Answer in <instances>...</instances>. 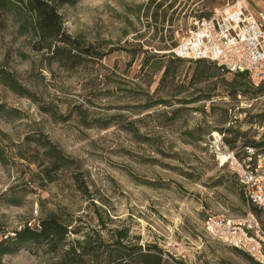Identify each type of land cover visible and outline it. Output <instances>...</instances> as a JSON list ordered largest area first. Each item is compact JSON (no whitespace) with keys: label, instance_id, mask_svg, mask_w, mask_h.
Listing matches in <instances>:
<instances>
[{"label":"rangeland","instance_id":"rangeland-1","mask_svg":"<svg viewBox=\"0 0 264 264\" xmlns=\"http://www.w3.org/2000/svg\"><path fill=\"white\" fill-rule=\"evenodd\" d=\"M231 2L60 4L65 32L99 53L71 69L49 63L11 17L0 24V69L27 88L18 93L0 76V104L18 112L0 113V239L57 214L82 229L68 241L92 238L81 264H115L118 252L122 264H146L148 253L160 254L162 264H259L213 240L204 221L247 214L241 184L208 152V136L224 132L240 155L247 144L264 148V84L172 53L198 20ZM250 2L264 10V0ZM27 135L53 142L71 162L43 173ZM122 229L128 235L118 246L115 230ZM68 247L22 248L3 262L57 264Z\"/></svg>","mask_w":264,"mask_h":264},{"label":"built area","instance_id":"built-area-1","mask_svg":"<svg viewBox=\"0 0 264 264\" xmlns=\"http://www.w3.org/2000/svg\"><path fill=\"white\" fill-rule=\"evenodd\" d=\"M172 53L189 60H211L230 72L247 73L254 86H260L264 84V10L252 6L250 0H233L198 20ZM224 135L213 131L208 136V152L237 177L248 210L238 219L209 215L204 230L213 240L264 264V148L245 145L240 155L225 142Z\"/></svg>","mask_w":264,"mask_h":264},{"label":"trees","instance_id":"trees-1","mask_svg":"<svg viewBox=\"0 0 264 264\" xmlns=\"http://www.w3.org/2000/svg\"><path fill=\"white\" fill-rule=\"evenodd\" d=\"M76 1L77 0H59L57 3L50 0H0V24L5 26V23L7 24V20L11 17L13 21L18 23V28L21 33L29 31L35 36V50H46L49 63L58 62L71 69L78 66L83 60L99 54L91 44L82 47L80 46L81 42H79V39L65 32L64 19L60 13L59 5L73 4ZM164 47L168 48L167 46ZM166 55L167 54L164 53L162 56ZM176 60L182 61L183 58L176 57ZM201 60L204 59H199L198 61ZM168 71L169 70H166L165 73ZM237 74L247 76V73L244 72ZM0 76L10 89L12 88L18 93L27 92V88L18 82L11 71L0 69ZM262 88L263 87L259 89ZM164 101L160 103H164ZM0 113L6 118L18 115L16 109L7 108L2 104H0ZM33 142L36 143V151L38 150L37 154L40 158L38 162H40L42 166L44 165L42 169L43 173L50 175L51 171H58L71 162V159L65 156L62 150L48 139L27 135L24 144L28 146L32 145ZM225 142L233 148L235 139L225 137ZM258 144L260 143H257V145ZM247 145L257 146L255 143ZM20 155L23 158L25 157L22 153ZM0 159H2L1 150ZM14 201L12 200L11 202ZM72 225V222H67L57 214H50L45 216V218H41L38 226L24 225L20 229H15L14 235L4 236L0 239V264H5L3 262L4 255L15 254V252L20 251L22 248L31 249L32 247H37L43 248L49 252L58 253L65 244H69V247L62 253L57 264H81L80 262L83 261L82 256L90 254L94 249L92 246V238L86 235L83 240H81V238H76L72 241H68L70 233L76 234L82 230L79 227L70 228ZM115 232L116 240L114 244L121 246L122 238L126 237L128 232L126 229L115 230ZM71 255H73V257ZM123 256L124 255L118 252L114 256L112 262L115 264H122L120 259H122ZM142 256L146 264H162L160 254L152 255L148 253Z\"/></svg>","mask_w":264,"mask_h":264},{"label":"crops","instance_id":"crops-1","mask_svg":"<svg viewBox=\"0 0 264 264\" xmlns=\"http://www.w3.org/2000/svg\"><path fill=\"white\" fill-rule=\"evenodd\" d=\"M254 6V5H253ZM255 7V6H254ZM255 8H257V7H255ZM259 9V8H258ZM262 10V9H261Z\"/></svg>","mask_w":264,"mask_h":264}]
</instances>
